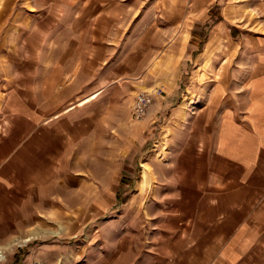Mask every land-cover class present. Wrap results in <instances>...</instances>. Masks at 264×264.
I'll use <instances>...</instances> for the list:
<instances>
[{"label":"crops","instance_id":"obj_1","mask_svg":"<svg viewBox=\"0 0 264 264\" xmlns=\"http://www.w3.org/2000/svg\"><path fill=\"white\" fill-rule=\"evenodd\" d=\"M241 1L240 8L255 9L264 22V0ZM117 3L0 0V254L33 238L30 230L42 221L38 202L43 198L44 209L52 208L47 187L63 175L71 177L61 137L70 127L69 115L82 126L78 112L94 98L89 96L120 78L100 76L91 86L80 76L94 56L73 55L75 49L88 50L90 42L92 48L119 47L106 35L109 25L100 22ZM71 11L80 20L63 25ZM111 13L113 20L120 17L114 9ZM42 18L49 19V28L42 27ZM58 28L64 36L52 40L56 53L43 56L48 35ZM226 30L225 19L207 43L205 62L216 65L220 55L225 64L229 60L245 68L193 75L192 85L198 87L193 101L174 109L159 152L140 157L144 168L136 191L152 198L135 200V223L126 228L114 222L112 232L97 239L94 257L89 248L74 250L70 244L59 257H46L45 264L61 258L63 264H264V36L252 43V55L235 61L233 53L249 46ZM131 163L133 173L135 157ZM16 253L0 264H23Z\"/></svg>","mask_w":264,"mask_h":264},{"label":"rangeland","instance_id":"obj_2","mask_svg":"<svg viewBox=\"0 0 264 264\" xmlns=\"http://www.w3.org/2000/svg\"><path fill=\"white\" fill-rule=\"evenodd\" d=\"M239 1L242 2L120 0L119 5L109 6V14L105 13L100 22L104 27L109 25L106 35L115 40L114 45L118 44L119 47L92 48L90 42L88 50L75 49L72 54L76 57L94 56L89 57L87 65H83L87 70L83 68L80 76L91 86L100 76L110 80L119 74L120 78L101 94L89 96L88 99L94 98L78 112L80 119L83 118L82 126L71 122L69 115L70 127L67 125L61 137L65 138L64 147L68 153L63 164L71 166V177L63 175L56 178L55 185L50 184L49 189L47 187L46 196L52 208L45 210L44 199L41 198L38 204L42 221L34 224L28 234L35 235L29 241L21 242L13 249L15 251H7V254H21L23 264H37L38 261L45 264L43 260L47 261L46 257H50V254L53 258L59 257L65 246L72 244L74 250L83 246L89 248L87 250L93 252L89 253L90 257H94L97 239L100 234L111 233L114 222L126 228L129 223H135V216H139V210H134L135 200L152 198L150 193L136 191V186L142 180L140 170L144 168L140 157L142 154L159 152L158 146L164 142L165 133L169 132L170 124L175 120L174 109L193 101L192 93L198 88L192 85L193 75L233 73L244 67L229 60L225 64V57L220 55L221 59L216 65L211 63L212 60L205 62L207 52H203L213 32L226 19L227 33H232L236 42L243 40L245 46H249V49L243 48L233 53L235 61L252 55L250 52L256 50L252 43L262 40L264 36V22H260L262 18L258 12L253 8H240ZM234 3L237 6L232 9ZM180 4L184 6L176 9ZM113 9L120 14L114 20ZM76 12L71 11L72 16L65 17L63 25L71 19L79 21L80 18L75 17ZM41 20L42 27L49 28V19ZM59 28L48 35L43 56L56 53L51 44L58 35L64 36ZM187 37L186 49L183 42ZM97 57L103 58L104 64H98ZM69 79L63 85L69 83ZM27 81L31 83V79ZM156 87L163 88V93L156 97L146 115L136 119L133 115L136 94ZM163 96H166V103ZM170 96L174 98L171 97V100ZM150 115L152 118L145 125ZM129 148L131 152L128 153ZM69 155L72 156L70 163ZM134 157L138 166L136 171L130 173L129 167ZM158 171V175L163 174L160 169ZM143 218L144 215L137 224ZM47 246H52V249ZM7 254L1 253L0 261L6 260ZM33 257L39 260L35 262ZM54 263L64 262L61 258L54 260Z\"/></svg>","mask_w":264,"mask_h":264},{"label":"built area","instance_id":"obj_3","mask_svg":"<svg viewBox=\"0 0 264 264\" xmlns=\"http://www.w3.org/2000/svg\"><path fill=\"white\" fill-rule=\"evenodd\" d=\"M163 88L156 87L136 94L133 103V115L136 119L142 118L147 114L150 107L154 104L156 97L163 93Z\"/></svg>","mask_w":264,"mask_h":264}]
</instances>
